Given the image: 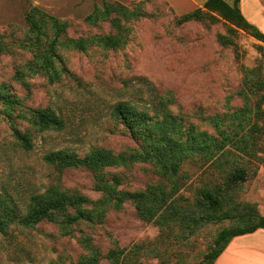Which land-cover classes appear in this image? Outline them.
Masks as SVG:
<instances>
[{
    "label": "rangeland",
    "instance_id": "1",
    "mask_svg": "<svg viewBox=\"0 0 264 264\" xmlns=\"http://www.w3.org/2000/svg\"><path fill=\"white\" fill-rule=\"evenodd\" d=\"M205 1L0 0V42L5 43L0 53V84L9 86L13 99L19 101L13 119L22 131L30 130L33 141L31 150L18 145L0 102V193L15 209L24 211L31 194L51 186L99 200L102 192L96 189L95 172L83 167L60 170L44 156L55 150L83 157L94 147L115 154L139 148L141 141L113 116L112 109L119 101L146 102L150 88L174 98L169 110L183 120L185 130L205 131L219 142L225 131L241 132L238 138L248 136L254 144L251 153L228 145L213 159L199 155L184 163L176 197L187 205L190 215L200 218L206 212V207L196 204L199 188L212 182L224 187L228 169L244 168L247 185L240 193L225 187V210L239 200H264V116L244 121L242 127L233 119L244 106L253 107L264 96V88L254 93L246 85V69L257 68L264 75V42L206 9ZM141 2L144 16L127 22L121 18L131 28L125 46L63 49L68 71L62 70L54 82L41 74L28 76L25 83L15 78L32 58L18 42L25 41L26 14L33 7L67 21L68 36L79 38L117 32L114 19L121 17L117 13L97 24L86 21L97 8L104 9L105 3L134 8ZM197 8L205 13L203 18L180 21L182 15ZM220 35L234 44L224 43ZM7 45L11 51H6ZM243 91H249V97ZM33 109L55 111L65 127L38 131L21 116ZM255 119L263 128L252 135ZM107 170L109 177L120 178L122 189L140 190L160 182L170 185L149 162ZM232 223L229 219L203 222L194 226L195 231L178 224L167 241L160 242V225L144 220L127 201L120 209L109 208L101 221H82L66 229L49 221L34 226L12 224L7 235L0 233V264H79L89 253L86 240L103 252L101 264H111L105 255L116 244L131 248L146 242H154L166 255H140V263L200 264L220 230Z\"/></svg>",
    "mask_w": 264,
    "mask_h": 264
},
{
    "label": "trees",
    "instance_id": "2",
    "mask_svg": "<svg viewBox=\"0 0 264 264\" xmlns=\"http://www.w3.org/2000/svg\"><path fill=\"white\" fill-rule=\"evenodd\" d=\"M204 7L264 42V33L243 15L240 0H206ZM113 13L121 16L114 19L116 33L73 38L68 36L67 21L33 7L26 14L28 33L25 41L18 42L20 48L32 53V58L16 72L15 78L25 83L28 76L41 74L46 75L50 82H54L60 79L62 70L68 71L61 52L63 49L86 51L92 45L114 49L125 46L131 28L122 23L121 18L127 22L144 16L143 2L134 8L123 4L105 3L104 9L97 8L86 18V21L97 24ZM204 16L203 10L197 8L182 15L180 21L201 19ZM219 37L224 43L234 44V41L226 35ZM3 45L5 43L0 42V53L4 52ZM6 51H11L8 45ZM246 85L252 92L260 93L264 88V75L260 74L257 68L246 69ZM150 90L152 92L146 102L119 101L112 109L113 116L141 141L139 148L115 154L111 150L94 147L83 157L75 152L55 150L44 156L45 161L60 170L83 167L95 172L96 189L102 192L99 200L92 201L83 194L51 186L44 192L31 194L25 210L19 211L0 193V233L7 235L12 224L34 226L39 222L49 221L59 223L66 229L82 221H101L109 208L120 209L127 201H131L144 220L154 221L160 225L161 233L158 238L160 242H166L174 226L178 224L195 231L194 226L203 222L231 220L232 225L220 230L213 247L204 255L200 263L214 264L233 237L264 228V215L256 202L239 200L230 209H224L227 201L224 192L226 186L235 188L239 193L243 192L242 189L247 182V171L244 168L228 169L224 174V187L216 182L205 183L200 187L196 204L206 207L207 210L200 218L189 214L187 205L181 204L176 197L181 187V170L184 163L199 155L213 159L219 150L224 153L228 145H234L239 150L251 153L254 144L250 143L248 136L238 138L241 132L231 134L225 131L223 140L219 142L205 131L194 128L185 130L183 120L169 110L174 98L163 96L154 88ZM243 92L249 97V91ZM263 100L264 96L261 95L255 106L246 105L233 115V119L238 120L239 127H242L244 121L251 122L252 118L260 119L264 116ZM0 102L5 106V115L11 123L12 134L18 145L25 150H31L33 148L31 132L30 130L24 132L15 124L14 110L19 101L13 99L10 87L7 85L0 84ZM21 116L38 131L65 127L63 118L52 110L33 109L29 114L22 112ZM245 127L243 126V129ZM262 128L263 126L256 120L251 126L252 135ZM228 152L231 150L228 149ZM229 159L225 161L229 162ZM136 162L153 164L170 185L160 182L150 184L145 189L132 191L120 188L121 182L117 175L108 176V168L127 167ZM85 246L89 253L79 264H101L103 252L87 240ZM140 255L165 256L166 254L154 242H146L135 244L131 248L116 244L105 256L111 264H143L140 263Z\"/></svg>",
    "mask_w": 264,
    "mask_h": 264
},
{
    "label": "crops",
    "instance_id": "3",
    "mask_svg": "<svg viewBox=\"0 0 264 264\" xmlns=\"http://www.w3.org/2000/svg\"><path fill=\"white\" fill-rule=\"evenodd\" d=\"M240 9L245 18L264 33V0H240ZM252 201L264 215V200L259 197ZM214 264H264V228L233 237Z\"/></svg>",
    "mask_w": 264,
    "mask_h": 264
}]
</instances>
